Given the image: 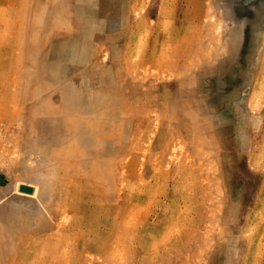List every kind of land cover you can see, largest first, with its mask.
Here are the masks:
<instances>
[{
    "label": "rangeland",
    "instance_id": "obj_1",
    "mask_svg": "<svg viewBox=\"0 0 264 264\" xmlns=\"http://www.w3.org/2000/svg\"><path fill=\"white\" fill-rule=\"evenodd\" d=\"M0 264H264V0H0Z\"/></svg>",
    "mask_w": 264,
    "mask_h": 264
},
{
    "label": "water",
    "instance_id": "obj_2",
    "mask_svg": "<svg viewBox=\"0 0 264 264\" xmlns=\"http://www.w3.org/2000/svg\"><path fill=\"white\" fill-rule=\"evenodd\" d=\"M21 189L25 190V191H31L32 190V188L30 186H27V185H22Z\"/></svg>",
    "mask_w": 264,
    "mask_h": 264
}]
</instances>
